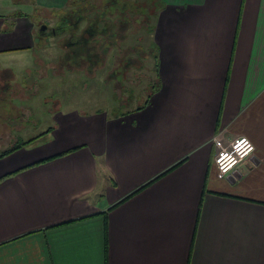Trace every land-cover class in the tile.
Wrapping results in <instances>:
<instances>
[{"label": "crops", "instance_id": "obj_1", "mask_svg": "<svg viewBox=\"0 0 264 264\" xmlns=\"http://www.w3.org/2000/svg\"><path fill=\"white\" fill-rule=\"evenodd\" d=\"M162 2L144 107L60 111L0 158V264H264V0ZM23 6L0 51L35 43ZM240 135L254 152L219 178L214 138Z\"/></svg>", "mask_w": 264, "mask_h": 264}, {"label": "rangeland", "instance_id": "obj_2", "mask_svg": "<svg viewBox=\"0 0 264 264\" xmlns=\"http://www.w3.org/2000/svg\"><path fill=\"white\" fill-rule=\"evenodd\" d=\"M14 1L32 5L21 9L30 13L35 43L29 48L0 51V152L36 135L40 136L30 143L32 146L48 141L46 130L54 125L60 111L103 109L117 114L143 103L153 93L156 58L152 44L157 45L154 31L158 19L153 2L150 6L146 0H121L130 3L126 11L107 12L116 26L124 22V16L131 17L123 23L122 37L118 36L114 47L100 62H93L84 57L81 44L69 45V40L83 34L94 16L98 18L105 0H69L62 8L39 6L35 0ZM10 5L11 0L1 3L0 12L9 11ZM13 11L19 13L18 9ZM79 14L84 18L71 27ZM63 15L70 16L67 21L71 23L62 30L64 33L50 35L48 31ZM41 24L48 27L38 40ZM100 47L98 44L93 51ZM78 57L80 65L76 63ZM128 58L133 63L126 65Z\"/></svg>", "mask_w": 264, "mask_h": 264}, {"label": "flooded vegetation", "instance_id": "obj_3", "mask_svg": "<svg viewBox=\"0 0 264 264\" xmlns=\"http://www.w3.org/2000/svg\"><path fill=\"white\" fill-rule=\"evenodd\" d=\"M128 2H124L121 0H105V4L102 6V12L98 13V18L99 15L101 16L99 19L96 18L95 16L90 20V22L87 24L85 29L83 30V34H81L78 38H72L69 40V45L75 44L76 42H79L78 44L82 45V49L84 48L85 51V58L88 61H101V58L107 54V51L110 48H113L116 40H118V36L122 37L120 34L121 28L123 30V23H126L129 21L128 19L131 17H125L124 16V22H122L119 26H116L115 20H112L111 18L113 17L112 15L108 14L107 12L112 13L114 10L119 11V12H124L126 11V8L130 5ZM114 11V12H115ZM107 13L109 16L105 15ZM112 16V17H110ZM81 17V19H80ZM84 18V15L79 14L78 18L76 21H73V23L70 25L71 27H75L78 25V22ZM70 16L67 18L66 15H63L60 20L57 21L56 26L52 27L48 32H51L50 35H58L59 33L62 34L64 33V29L68 27V24L71 23ZM111 19V20H110ZM47 24H41L39 26V31H38V40L40 39V36H42L44 33V30L47 29ZM98 36V37H96ZM117 36V37H116ZM93 39V40H92ZM101 44V47L97 51H93L95 47ZM132 51V50H131ZM133 63L132 58H128L125 61V64H131ZM89 65V63H88ZM126 67V66H124ZM114 76H118L117 70L113 69L112 70ZM111 72V73H112ZM111 74V76H113Z\"/></svg>", "mask_w": 264, "mask_h": 264}, {"label": "built area", "instance_id": "obj_4", "mask_svg": "<svg viewBox=\"0 0 264 264\" xmlns=\"http://www.w3.org/2000/svg\"><path fill=\"white\" fill-rule=\"evenodd\" d=\"M214 144V162L219 178H225L233 173L243 161L253 154L255 149L252 140L245 135L237 136L228 142L219 136H215Z\"/></svg>", "mask_w": 264, "mask_h": 264}, {"label": "trees", "instance_id": "obj_5", "mask_svg": "<svg viewBox=\"0 0 264 264\" xmlns=\"http://www.w3.org/2000/svg\"><path fill=\"white\" fill-rule=\"evenodd\" d=\"M147 2H148V4L151 6V3L153 2L154 4H156L155 6H156V15H158V12H159V10L162 8V6H163V2H162V0H146ZM151 2V3H150ZM23 12H21V11H19V13H16V14H14L15 16H18V15H24V14H22ZM26 15V14H25ZM5 29V28H4ZM153 29V28H152ZM77 43H79V42H76L75 43V45L77 44ZM77 49V48H76ZM152 49L153 50H155V53H154V55H155V58H156V61H155V69H156V79H155V82H154V84H152L153 85V93H155L157 90H159V88H160V85H161V81H160V75H159V63H158V47H157V45H153L152 44ZM78 50V49H77ZM80 56V55H79ZM84 55H81V57L82 58H84L83 57ZM80 57V58H81ZM81 60V59H80ZM79 60V57L78 58H76V63L78 64V65H80L81 64V61ZM228 76H229V73H228V75H227V79H226V86H227V80H228ZM226 86H225V89H226ZM152 93V94H153ZM152 94H150L149 95V97L147 98V100H149L150 99V97L152 96ZM146 100V101H147ZM145 102L143 103V104H140V105H138V106H136V109H139V108H142V107H144L145 106ZM129 111V110H128ZM123 113H125V111H121L120 112V114H123ZM49 130H51V127H49V129L48 130H46V131H49ZM45 131V132H46ZM40 135H36V136H34V137H30L29 139H26V140H20V141H17V142H15L13 145H11V146H9V147H7L6 149H4V150H2L1 152H0V158H2V157H4L5 155H7V154H9V153H11V152H13L14 150H17V149H19V148H22V147H25V146H27V145H29L30 143H32V141L33 140H35L37 137H39ZM180 163V162H179ZM179 163H177V164H179ZM176 164V165H177ZM176 165H174L173 167H175ZM173 167H171L170 169H172ZM170 169H168V170H170ZM105 235H106V242H105V246H106V251H107V215L105 214Z\"/></svg>", "mask_w": 264, "mask_h": 264}]
</instances>
